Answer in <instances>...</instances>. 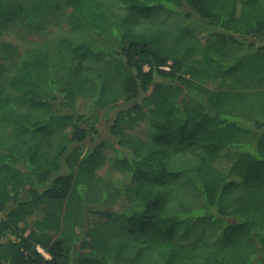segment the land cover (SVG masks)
Here are the masks:
<instances>
[{
  "label": "trees",
  "instance_id": "obj_1",
  "mask_svg": "<svg viewBox=\"0 0 264 264\" xmlns=\"http://www.w3.org/2000/svg\"><path fill=\"white\" fill-rule=\"evenodd\" d=\"M54 15L0 62V262L264 264V0H0V39Z\"/></svg>",
  "mask_w": 264,
  "mask_h": 264
},
{
  "label": "rangeland",
  "instance_id": "obj_2",
  "mask_svg": "<svg viewBox=\"0 0 264 264\" xmlns=\"http://www.w3.org/2000/svg\"><path fill=\"white\" fill-rule=\"evenodd\" d=\"M17 31L13 33V36H7L6 39H0V62L6 63L11 68L15 61L18 59L23 47L26 44V40H45L54 41L66 35L68 31V24L62 21V18L54 16H40L35 22H25L24 25H17ZM87 102L82 101L81 107H86ZM85 109V108H84ZM112 116L109 119L103 120L99 124L100 132L97 142L100 139L109 140L110 137V124ZM100 138V139H98ZM88 145H91L89 143ZM3 149L0 147V152ZM111 181V173L106 176L99 177L95 182L90 192L91 198L96 200L102 197L104 194H108L110 205L113 206L114 201L111 196V189L109 183ZM42 250V249H41ZM42 252H45L42 250ZM1 263V262H0ZM5 264V263H1Z\"/></svg>",
  "mask_w": 264,
  "mask_h": 264
}]
</instances>
